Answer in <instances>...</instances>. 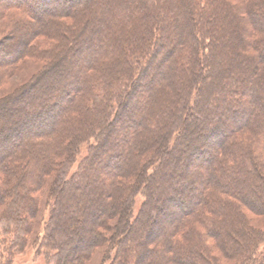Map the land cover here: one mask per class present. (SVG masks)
<instances>
[{
  "label": "trees",
  "instance_id": "16d2710c",
  "mask_svg": "<svg viewBox=\"0 0 264 264\" xmlns=\"http://www.w3.org/2000/svg\"><path fill=\"white\" fill-rule=\"evenodd\" d=\"M27 1L1 0L0 17L16 40L0 48L3 73L15 71L22 53L52 55L57 74L73 73L33 119L5 111L13 96L0 103V166L18 172L7 181L14 196L0 217L5 242L25 244L21 232L56 170L60 185L41 234L49 264H84L78 260L91 246L114 236L113 264H221L213 249L228 258L237 251L240 264H264V234L249 223L232 227L230 215L243 213L227 198L264 214V0ZM37 28L48 47L32 46ZM89 137L70 174L74 148ZM15 149L27 156L16 158ZM182 152L195 170L177 171ZM134 167L146 179L139 184ZM117 215L108 238L106 224ZM65 228H80L79 238Z\"/></svg>",
  "mask_w": 264,
  "mask_h": 264
},
{
  "label": "rangeland",
  "instance_id": "374dc122",
  "mask_svg": "<svg viewBox=\"0 0 264 264\" xmlns=\"http://www.w3.org/2000/svg\"><path fill=\"white\" fill-rule=\"evenodd\" d=\"M11 1H15V0H11ZM23 1L30 3V1H27V0H23ZM0 8H2L1 0H0ZM7 18L8 17L5 15H2L0 17V48L1 46H6V45L10 47V45L15 43L14 41H16L15 38L13 39L14 34L10 31V29L6 28L3 25V22H6L8 20ZM74 20H78L82 22L83 19L78 18V15L75 14ZM37 23H40V20H37ZM2 27H4V29ZM40 30L41 28L38 29V33L40 32ZM40 33L37 34L33 38L32 46L39 45L43 49V48L48 47L49 44H51V40H49L46 36L41 35ZM1 55L3 59L5 54H1ZM11 56L13 57L14 54L13 55L11 54L10 57ZM48 57L53 58L54 56L51 55ZM48 57H45V55L42 56L40 54H36V55L34 54L32 56H23V53H22L21 59L14 61V63H16L15 71L13 70V72H9L10 74L8 75H5L3 73V70L1 69V66H0V103L2 102L3 104L2 99H6V97H9V96L14 97L12 101H9V105H8L9 107L7 106L8 109H5V111L10 110L9 112H11L12 115L14 116L13 118L14 120L16 121L19 120L20 117L23 116V114H21L23 113V111H25L24 113L25 114L24 118H26L24 119L25 121L33 119L35 118L34 116H32L33 113L37 111L40 108V106H42L44 103H45V106L48 104L50 105V103L54 104L55 101L50 100L53 95L51 96L50 94H55L57 92V88L59 87L58 85L59 83L62 82L63 78L65 79V77H69V75L73 73L72 71H68L64 74V76L63 75L61 76V74H57L60 68H55L54 65L56 64V62L55 61L50 62ZM60 57L61 56H58L56 58H60ZM6 58L7 57H5L3 60H6ZM71 58L73 59V57ZM7 71L8 70H6V72ZM55 73L57 74L56 76L54 75ZM194 81H197V79ZM160 95L162 96H159V100L165 97V94H160ZM168 96L169 95L167 94L166 97ZM46 97L48 98V101L50 100L49 102H47V99H45ZM159 102L160 101L156 103L159 104ZM70 131L71 133H73L75 132V130L72 131L70 130V127L67 128L69 137H70ZM196 131L198 134L202 132L203 130L201 129L200 131V129H198L197 127ZM44 132H46V130H44ZM109 135L113 137L112 133H109ZM115 135L118 136L116 132H115ZM251 136H255V133L244 132L243 134L240 135V137L247 138V139L250 138ZM197 137L199 138V136ZM91 142H93L92 137H89L88 142H83L82 144L74 148L73 153L76 155H75L74 162L71 164V167H70V171H69L70 174L74 172L77 166H79V164L81 163L82 159L87 153V148L91 145ZM114 150L117 151V149H114ZM17 153H18V149H15L12 151V154H14L16 158L18 157L19 154H24L25 156H27V153L25 152V150H22L21 153H18V154ZM184 153L185 152H182L181 154L182 156L180 155L179 157V160L177 163V171L179 170V172H181L185 169L195 170L198 164L196 162L187 163L185 159V155H183ZM111 156H112V153H107L106 157L105 155L102 157V161L105 162L106 160L111 158ZM98 166L103 170L102 163L101 164L99 163ZM134 169L135 170H133V172L137 176H139L136 179V183L139 184L143 180H146L145 176H143L139 172L137 174V170H138L137 167H134ZM260 170L264 174V167H260ZM17 175H18V172H16L15 170H11L9 168L5 169L4 164H1L0 166V196L6 197V202L0 204V217H2L4 213H6L8 205L10 204L11 199H13V196H14V192H13L14 190L12 187H10L9 182L7 181L10 180V183H11L14 177H18ZM69 177L70 175L67 178ZM59 179L60 178L56 170H54L50 175L46 176L45 182L43 184V188L40 189V191L38 192L39 193L38 195L40 196V201H39V205L36 210V215L34 219L31 221V225L29 224L28 228H26L23 233L20 231L21 235L25 237V244L20 243L19 246L13 245V247H17V248H12L11 246L8 245V242H5L6 238L3 236L4 235L3 232L0 231V264H49L48 262L50 259L49 257L50 251L45 248L46 246L44 245V241H43L44 238L41 237V234L43 233V228L46 225V220L48 219V215L50 213V207L53 202V198H52L53 191L52 190L55 191L56 188L59 187L60 185ZM24 187L22 188L23 190H24ZM115 187H116L117 194L119 195L114 196L113 199L119 203V200L122 197H124L122 193L124 192V190L122 191L121 187H119L118 185ZM164 187H161L159 190L160 191L163 190ZM30 190H31L30 188L29 190H26V193L28 194L35 193V192H31ZM159 190L156 189V192ZM232 195H235V194H232ZM73 197L77 198L75 195L72 196L71 198ZM227 198L231 200L234 204H238L237 207L239 206L238 208H240L241 210L240 213H243L242 218L230 215L229 217L230 219L228 220H230L229 223L232 224V227H235V228L237 226L241 227L244 224L249 223V225L252 226L254 229L260 230L262 234H264V214H256L250 211L248 208L241 206L237 202V200L233 197L227 196ZM143 200H144L143 195L138 193L136 195L137 206ZM119 221H121V218H119V216L117 215L115 216L113 220H110V223H109L110 226L108 223L106 224L108 225L107 227L108 229L106 228L108 230L106 231L108 238H111L113 236V233L115 231L114 228L119 224ZM226 224L228 225L227 222ZM227 228L229 229V225L227 226ZM79 229L80 228H72V229H68L69 230L68 231L65 228L63 232L68 236L71 233V236L74 235L79 238V235H80ZM103 230H105V228L102 229V231ZM13 231H19V230L16 227V230H13ZM120 231L125 233L124 229ZM242 238H245L243 234H242ZM113 241H115V236L109 242H106V243L104 242L98 246L97 245L91 246L89 248L90 255L84 260L79 259L78 262L84 263V264H113V260H114L115 252H116L115 249L112 248L113 250H111L110 248V245L113 246ZM126 242H127V239H126ZM128 242L129 243L133 242V239H131L130 241L128 240ZM213 243L214 241L212 239L208 240L207 244L211 246V249L214 248ZM153 247L156 248L158 246L156 244V246H153ZM53 250L54 252L56 251V246H53ZM258 253L264 260V242L259 244ZM211 254L215 257L217 256V259L219 260L221 264H240L241 262V256L237 254V251H236V255L234 256V258L232 257L228 258L226 255L224 254L222 255L221 251L218 249L211 250ZM197 264H201V263H197Z\"/></svg>",
  "mask_w": 264,
  "mask_h": 264
}]
</instances>
